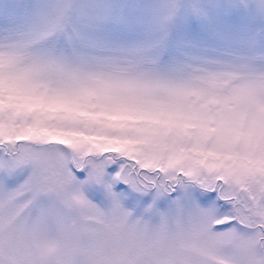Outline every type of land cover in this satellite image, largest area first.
<instances>
[{"label": "snow or ice", "instance_id": "snow-or-ice-1", "mask_svg": "<svg viewBox=\"0 0 264 264\" xmlns=\"http://www.w3.org/2000/svg\"><path fill=\"white\" fill-rule=\"evenodd\" d=\"M0 23V264H264V0H36ZM185 44L219 58L173 66Z\"/></svg>", "mask_w": 264, "mask_h": 264}, {"label": "rangeland", "instance_id": "rangeland-1", "mask_svg": "<svg viewBox=\"0 0 264 264\" xmlns=\"http://www.w3.org/2000/svg\"><path fill=\"white\" fill-rule=\"evenodd\" d=\"M21 2L35 3L36 0H0V22L5 20L13 7ZM90 2L91 0H81V3L83 4H88ZM34 26V21H25L21 31L31 30ZM7 34L8 30L3 26V23H0V41L5 40ZM157 43L158 38L156 34L149 29H146L135 37H125L119 39H114L108 33L101 31L94 34L91 45L84 48L81 54L105 58H121L124 53L130 50L153 47L157 45ZM218 58L217 53L209 44H185L182 52L178 56L174 57L171 63L173 66L194 68L205 66V62L214 61ZM129 210L136 211L131 207H129Z\"/></svg>", "mask_w": 264, "mask_h": 264}]
</instances>
